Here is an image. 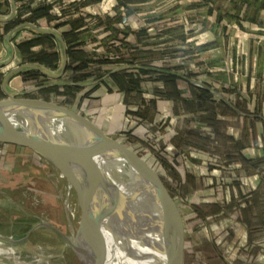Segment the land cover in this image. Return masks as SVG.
Masks as SVG:
<instances>
[{"label":"crops","instance_id":"obj_1","mask_svg":"<svg viewBox=\"0 0 264 264\" xmlns=\"http://www.w3.org/2000/svg\"><path fill=\"white\" fill-rule=\"evenodd\" d=\"M201 1L0 0V100L4 76L33 65L14 71L10 94L63 97L91 122L102 107L97 126L109 137L137 118L161 134L178 191L207 221L199 245L209 264H264V5L254 21L217 23L214 7L233 0L209 15ZM163 5L181 21L183 54L155 63L156 40L176 35L156 11ZM159 71L173 79L166 99ZM20 251L0 245V262L26 264Z\"/></svg>","mask_w":264,"mask_h":264},{"label":"water","instance_id":"obj_2","mask_svg":"<svg viewBox=\"0 0 264 264\" xmlns=\"http://www.w3.org/2000/svg\"><path fill=\"white\" fill-rule=\"evenodd\" d=\"M23 68L39 71L33 65L14 71ZM14 71L1 82L5 99L0 100V144L27 148L52 165L68 168L80 219L78 230L69 236L40 221L21 236L0 238V243L18 247L44 226L81 264H121L120 258L131 259L113 223L116 215H126L119 206L121 194L132 224L131 239L140 249L136 260L149 261L158 238L164 264H181L183 224L155 172L84 116L51 102L10 94L5 85ZM114 163L116 169L108 166ZM107 239L115 247L116 258L108 254Z\"/></svg>","mask_w":264,"mask_h":264},{"label":"rangeland","instance_id":"obj_3","mask_svg":"<svg viewBox=\"0 0 264 264\" xmlns=\"http://www.w3.org/2000/svg\"><path fill=\"white\" fill-rule=\"evenodd\" d=\"M148 9L143 11H154L153 9ZM165 9L166 5H163L156 11H163L159 13L164 18L163 25L170 23L173 30L172 33L176 35H171L172 38L166 36L164 39L156 40L155 45L158 46L155 48V56L151 57V60H155V63L179 59L182 57L180 54H183L182 45L178 43L181 36L177 34L181 21L178 18L170 17L172 16V10ZM140 10L141 8L137 12ZM189 20L187 19V25L190 28H194L196 25L189 23ZM186 34L187 39L194 36L189 33ZM140 59H142V56H140ZM49 102L72 109L64 105L66 100L63 97H51ZM103 109L101 107L99 114L93 116L95 119H93L92 123H97L96 128H99L97 125L101 124V119L107 114V111L104 112ZM123 118H125V115ZM136 119L134 121L131 120L133 121L132 124L128 123L129 119H126L127 123L125 125H123L124 120L121 121L118 134H114L110 138L122 143L130 152L141 158L151 171L155 172L169 200L175 205L184 231L182 236L183 248L180 255L182 256V259H180L181 264H209L206 255L207 249L201 251L202 248L200 247L202 246L199 245V240H201L199 234L207 221H197L195 219L192 208L193 198L188 192L181 194L177 188L178 182L174 180L173 175H169L161 166L160 159L166 162L168 169L171 168V165L176 166V163L170 159L167 151L168 147L161 145L163 140L161 134H153L147 131L141 125V122ZM100 130L105 134L104 130ZM39 163L42 167L39 166ZM108 166L112 168L111 165ZM48 169V166L42 163L28 149L20 146L14 147L0 144V238L8 239L21 236L27 231L26 229L29 226H33L35 222L40 221L43 225L53 226L61 235L69 236L66 209L62 200V193H66L64 189L66 187L62 181L57 180L54 176L49 177L47 174ZM222 187L224 186L220 182L218 185L212 186L214 190L217 189L219 191L222 190ZM72 196L74 197L73 194ZM124 244L131 259L120 258L122 263L140 264L135 257L137 255L136 250L127 241ZM220 244L222 245V243ZM11 247L14 250H21L20 254L24 257L25 261H23L26 264H81L71 249L64 247L56 235L44 226L30 234L27 240L19 244L18 247ZM158 249L159 247L157 248V264H164L165 256L160 259V251ZM30 261L32 263H28ZM2 263L10 264L1 261L0 264Z\"/></svg>","mask_w":264,"mask_h":264},{"label":"bare ground","instance_id":"obj_4","mask_svg":"<svg viewBox=\"0 0 264 264\" xmlns=\"http://www.w3.org/2000/svg\"><path fill=\"white\" fill-rule=\"evenodd\" d=\"M27 149V148H26ZM31 152V151H30ZM36 155V154H35ZM55 157L59 158L58 156L54 155ZM40 159V161L44 164H46L48 166V176H54L57 180L62 181L65 184V191L66 193H62V200H63V205L64 208L66 209V218L68 220V230L69 232L71 231H77L79 228V219H80V213H79V209L77 207V203H76V199L75 194H74V190H72V187L69 183V179L71 178L70 173L68 172V168H64L61 164H57L56 165H52L51 163H49L45 158L41 157V156H37ZM112 168L116 169V165L115 164H111ZM71 180V179H70ZM72 194L74 195V197L72 196ZM120 210L124 211V213L126 215H116L113 218V223H115V228L116 231L119 235V237L121 238V240H123V242L127 241L129 244H131V246L133 247L134 250H136V254L138 255V253H140V249L138 248V246L136 245V243H134V241L131 239V235H132V224L130 223V220L127 216L128 213V207L125 205V198L123 195L120 194ZM70 219V221H69ZM31 226H29L26 230H29ZM27 232V231H26ZM25 232V233H26ZM17 237V236H16ZM108 241V239H107ZM0 245H6L4 243H0ZM113 248H115L114 246H111V242L108 241L107 244V249H108V254L110 257H115V252L113 251ZM146 252V251H143ZM152 260L149 259L148 260H137L140 264H157V261L155 259V255H154V250L152 251ZM116 258V257H115ZM114 259V258H113ZM121 264L122 261H120ZM111 264H115V262L113 261Z\"/></svg>","mask_w":264,"mask_h":264},{"label":"trees","instance_id":"obj_5","mask_svg":"<svg viewBox=\"0 0 264 264\" xmlns=\"http://www.w3.org/2000/svg\"><path fill=\"white\" fill-rule=\"evenodd\" d=\"M138 1H140V0H138ZM223 1L224 0H202L200 2L199 6L207 7L208 10L206 11V15H209L211 13L212 7H214V5H216L217 3H220ZM251 5L253 6V8H250ZM263 5H264V2L259 3L257 5V0H233V1H231V6H230V9L228 11H224L218 7L217 8L214 7V9L216 11V16H217L216 22L218 23L221 20H224L226 23H238L241 20H246L248 22L254 21L258 16L257 10H259ZM242 6H245V9L242 12V15L240 16V11L242 9ZM126 14H127V12H126ZM172 31H173L172 29H168V30H166V33L169 32V34H170ZM66 53H67V51H66ZM80 65L81 64H79V66L77 68H73L72 71L74 72V70L81 69ZM65 69H66V67H65ZM159 72H161V71H159ZM30 73H31V75L36 74L35 72H32V71ZM151 74H152V72H151ZM157 74L158 75L156 76V80L158 82H160L163 86V90H161L160 97L166 99L169 96L168 95L169 91L172 89L173 79L170 76H165V74L163 72L157 73ZM142 75H144V74H142ZM134 80H136V79H134ZM137 83H138V80H137ZM160 162H161L160 164L164 168V170L167 171V173L170 175L171 172L167 168L166 162L163 159H160ZM159 245H160V242H159V239L157 238V240L155 239V245H154V249H153L157 263H158L157 248L159 247ZM159 258L160 259L164 258V256L162 255L161 252H160Z\"/></svg>","mask_w":264,"mask_h":264}]
</instances>
